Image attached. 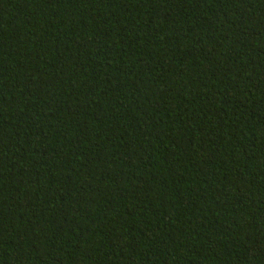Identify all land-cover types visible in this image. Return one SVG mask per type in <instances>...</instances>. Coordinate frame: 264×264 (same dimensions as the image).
I'll use <instances>...</instances> for the list:
<instances>
[{
  "label": "trees",
  "instance_id": "trees-1",
  "mask_svg": "<svg viewBox=\"0 0 264 264\" xmlns=\"http://www.w3.org/2000/svg\"><path fill=\"white\" fill-rule=\"evenodd\" d=\"M0 264H264V0H0Z\"/></svg>",
  "mask_w": 264,
  "mask_h": 264
}]
</instances>
